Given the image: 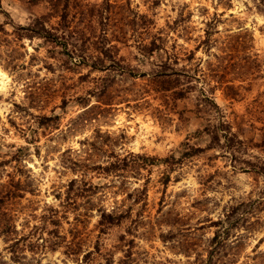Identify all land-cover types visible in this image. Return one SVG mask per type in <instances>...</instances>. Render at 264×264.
Returning a JSON list of instances; mask_svg holds the SVG:
<instances>
[{"label":"rangeland","instance_id":"rangeland-1","mask_svg":"<svg viewBox=\"0 0 264 264\" xmlns=\"http://www.w3.org/2000/svg\"><path fill=\"white\" fill-rule=\"evenodd\" d=\"M39 16L59 34L47 1L0 0V264L197 263L211 220L257 199L217 248L250 264L264 250V0H70L76 50L23 28L39 31ZM96 55L107 68L88 64ZM182 149L122 176L91 168ZM63 152L81 161L62 166ZM73 177L90 190L65 202ZM118 187L144 188L142 204L99 223Z\"/></svg>","mask_w":264,"mask_h":264},{"label":"trees","instance_id":"trees-1","mask_svg":"<svg viewBox=\"0 0 264 264\" xmlns=\"http://www.w3.org/2000/svg\"><path fill=\"white\" fill-rule=\"evenodd\" d=\"M45 1L48 2L52 10H54L56 15H58L57 24L54 28L58 29L59 34H56L52 32L51 30L47 29L43 25V20L41 19V16H39V23H38L39 31L36 30L38 26H33V25H29L28 27H23V28L28 29L31 32H34L37 35L39 34V36L47 40L57 41L62 45H66L67 43H70L72 46V49H75V50L78 48L80 49V45H81L80 43L82 41L81 30L78 28H75V29L69 28L67 24L66 9H67L68 1L70 0H62L61 3L59 2L60 0H45ZM71 1H74V0H71ZM58 2L61 4V6H59ZM207 34L208 33L206 32V37L202 39V41L206 44L208 42ZM76 39L79 42H77ZM76 43H78V45ZM150 44L151 45H145V44L142 45V48H144L142 52L143 54H147V53L150 54L152 53L153 50H156L159 47L157 44H155L154 40H152ZM97 47H99L98 51H101L104 55H107L108 49H109L108 47L103 48V50H101V46H97ZM73 59H75V61H82L83 55L79 54V57L73 58ZM108 59L111 61V57H109ZM88 64L91 67L97 68V69L107 68V63L106 64L104 63V57H101L99 55H96L94 57V60H91V62H89ZM157 71H158L157 72L158 74H162V73L167 74V72H163L164 71L163 68H161L160 70L158 69ZM208 130H209V133L211 134V137L214 138L215 133L213 129H209L206 126L202 127L199 130L198 129L195 130V132L198 135H200L201 133H206ZM229 134L232 135L233 133H229ZM225 138L228 140L230 136L227 135L225 136ZM181 144L182 145L185 144V147H189L187 144V141H184ZM178 151H179V154L177 156L168 155L164 157L148 156V155H144L140 153L127 152L120 157H115L113 160L108 161L105 164H101V163L92 164L91 168L97 169L99 172L114 173L116 175L122 176V174L120 175V173H115V171L116 170L118 171V169H129L131 171H136V169L144 165L153 164V163L160 162V161H166V160L168 161L169 158L172 159L175 163H177V162H180V160L183 157H186L191 154L189 151L185 149L178 150ZM78 161H81V160L74 159L65 152L61 153L60 163L62 166H67L72 169L74 166H77ZM74 182H75V178L73 177V178L68 179L66 183L64 184V190L62 192V197H63V200H65V202L74 203L75 200L73 199L74 196L72 195H77L80 193L82 194L81 191L90 190L89 184L87 185V183H84V182L82 183L83 186H81L79 189L73 188L72 184ZM118 190H120L119 192L124 193V196L120 200L121 204L112 206V208L109 210L102 209L100 211L99 223H117L121 221V219L126 216L125 214L129 213L131 209L130 205H125L123 203L125 199H132L134 203H137L138 201H140L142 204L143 196L145 195L144 188H141V189L133 188V191H127L124 188L118 187ZM263 192L264 190H262L260 193H263ZM16 195H19V194H16ZM253 202L256 203L258 201L256 199V200H253ZM253 202L249 200L247 204L246 203L244 204L240 201L235 204H230L226 206L221 216H218L215 220H211V223L216 228L214 229L213 234L208 239L207 245L209 246V248H207V254L203 258H200V259L196 258L198 262L197 263L195 262L192 264H212V263L223 264L224 263L225 261L223 260L224 254L221 250L219 252V250L217 249L218 244H220L223 238L227 237V235L229 234V230L233 225L238 224L241 220H243L244 218L243 214L245 212H248V209L246 207L252 204ZM121 205H123L122 208H121ZM0 225H1L2 231H7L6 227L8 226V224H6V222H0ZM250 259H251L250 264H264V250L254 252L252 256L250 257ZM239 264H242V263H239Z\"/></svg>","mask_w":264,"mask_h":264}]
</instances>
